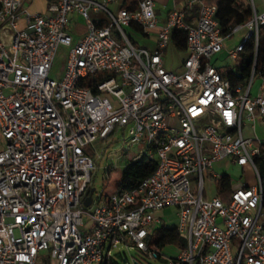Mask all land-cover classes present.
Masks as SVG:
<instances>
[{"label": "built area", "instance_id": "2783aa9c", "mask_svg": "<svg viewBox=\"0 0 264 264\" xmlns=\"http://www.w3.org/2000/svg\"><path fill=\"white\" fill-rule=\"evenodd\" d=\"M31 3L0 0V264H103L120 246L166 264H264V92L251 94L254 67L232 87L214 65L239 30L227 58L238 65L247 42L256 52L264 0H247L249 20L226 35L203 0H185L163 22L153 0L134 11L113 10L118 0H46L33 13ZM73 15L85 26L76 39ZM132 27L155 47L136 46ZM173 30L185 33L176 71L165 67ZM61 48L65 68L51 78ZM118 133L138 150L130 160H155V169L132 191H94L85 207L93 151ZM223 162L255 181H240L227 203L204 192V172L214 184ZM166 208L185 243L174 257L150 246Z\"/></svg>", "mask_w": 264, "mask_h": 264}, {"label": "rangeland", "instance_id": "374dc122", "mask_svg": "<svg viewBox=\"0 0 264 264\" xmlns=\"http://www.w3.org/2000/svg\"><path fill=\"white\" fill-rule=\"evenodd\" d=\"M247 3V0H242ZM46 6V0H32L30 5V11L33 13H42ZM91 18H99L107 20L104 14H90ZM131 29L134 35L131 36L132 40L136 44H143L142 37L139 32L133 28H127L126 30ZM70 33L81 35L85 32V26L81 19L77 16L70 17ZM246 35V30H239L237 32L231 33L227 36L224 41V51L217 55L214 58V65L220 69L221 72H226L228 70H233L237 72L236 61H233L227 58V52L232 51L237 45H239ZM175 57H172L167 67L169 70L176 71L179 67V63L185 58L186 53L179 52L175 54ZM65 68V49H60L51 73V78H58ZM238 73V72H237ZM264 83L259 76H254V81L252 85V91H256L257 88L264 89ZM126 138V133L124 137L118 133L113 137V141L99 145L93 151V157L95 160V170L91 173L92 180V189H94L95 194L104 190L105 193H111L114 190L115 185L120 181V176L124 164L130 160L131 157L135 156L138 150L135 147H132ZM5 147V140L0 135V151ZM99 156V158H98ZM108 169V170H106ZM109 171V174L106 172ZM215 171L218 174L226 172L233 181V186L238 184L240 181H247L250 184H254L253 174L249 169L247 172L242 174L241 170L232 166V167H215ZM204 192L205 198L210 199L215 195V187L213 181L207 175V172H204ZM196 175H190L189 180H194ZM94 194V196H95ZM176 211L173 208H166L161 211L160 225L164 224L167 227H175L177 224V217L175 215ZM151 241L153 242L155 238V233H151ZM152 245V243H151ZM150 245V246H151ZM153 248V246H152ZM164 255L168 257H174L178 250L172 247H166L164 249ZM114 257L116 258L119 264H166L162 259H148L144 255L135 251L132 248H126L120 246L113 252ZM48 257H43L42 263H47Z\"/></svg>", "mask_w": 264, "mask_h": 264}, {"label": "trees", "instance_id": "16d2710c", "mask_svg": "<svg viewBox=\"0 0 264 264\" xmlns=\"http://www.w3.org/2000/svg\"><path fill=\"white\" fill-rule=\"evenodd\" d=\"M207 5H214L217 8L215 19L222 32L226 35L229 27L245 23L250 18V9L242 0H203ZM122 8L134 11L137 8V0H123ZM130 38V37H129ZM131 39V38H130ZM134 43V42H133ZM135 44V43H134ZM171 46L178 52L185 50V33L180 30H173L171 33ZM254 67V76L264 79V26L259 30L258 46L254 52L252 42L244 45V50L240 53V63L235 66L237 72L228 70L225 76L230 81L232 87L243 84L250 77L251 70ZM156 166L155 160H148L141 157L137 160H129L124 164L121 172L120 181L115 185V192H127L134 190L139 183L150 176ZM108 170V169H106ZM261 171L264 175V164L261 165ZM110 172L107 171L106 174ZM215 193L224 202L227 203L233 189V181L230 176L223 175L220 179L214 181ZM92 189H88L87 193ZM264 205V201H263ZM155 238L153 248L163 254L166 247L176 248L178 252L185 247L184 240L177 234L175 227H167L164 224L155 229ZM156 259H161V254H157ZM103 264H119L116 259H111Z\"/></svg>", "mask_w": 264, "mask_h": 264}, {"label": "crops", "instance_id": "0c3cea01", "mask_svg": "<svg viewBox=\"0 0 264 264\" xmlns=\"http://www.w3.org/2000/svg\"><path fill=\"white\" fill-rule=\"evenodd\" d=\"M122 1L123 0H118V5H115V6H112L111 8L113 9V10H116L117 9V6H119V4L120 3H122ZM154 1V3H155V12H156V16H157V18H158V20L160 21V22H163L164 20H165V17H166V15L173 9V8H177V9H183L184 8V5H185V0H153ZM38 13V12H37ZM74 16V15H73ZM195 18H196V15H195V10L194 11H192V13H190L189 15H188V21H190V22H193V21H195ZM133 28V27H132ZM133 29H135L137 32H139L140 34H141V37H142V42H143V44H141V45H139V44H136L135 43V45L136 46H138V47H144V48H146V49H153L154 47H155V37H154V35H152V36H146V35H144V34H142L140 31H138L136 28H133ZM127 32L129 33V35L131 34V35H134L133 33V31L131 30V29H128L127 30ZM72 34V33H71ZM128 35V36H129ZM72 36L74 37V39H76L77 38V36H78V34H76V33H74V34H72ZM130 38H131V36H129ZM131 41L132 42H134L133 40H132V38H131ZM185 52V51H184ZM176 53H179L178 51H176L175 49H174V47H172V46H170L168 49H167V51H166V59H165V67L167 68L170 64H169V62L171 61L170 59H172V57H175L176 55ZM181 63V62H180ZM180 63H179V66H180ZM168 69V68H167ZM178 69H179V67H178ZM177 69V70H178ZM169 70V69H168ZM172 71V70H171ZM262 80V79H261ZM262 83H264V81L262 80ZM264 85V84H263ZM263 91L264 92V89H260V87L259 88H257L256 89V91H251V94L252 95H256L259 91ZM217 166H219V167H225V168H227V167H232V166H234V167H236V168H238V169H240L241 170V172H242V174L244 173V172H247V169H249V168H244V169H241L240 167H237V166H235V165H231V164H229L228 162H223V163H219V164H217L215 167H217ZM250 170V169H249ZM251 171V170H250ZM252 173V172H251ZM220 175H227L226 174V172H223V173H221ZM229 176V175H228ZM247 182V181H246ZM248 183V182H247ZM239 184H240V182L238 183V184H236L235 186H233V188H237L238 186H239ZM248 185H252V184H250V183H248ZM175 215H176V213H175ZM157 217L160 219V221H162V219H161V212H159L158 214H157ZM177 217V216H176ZM160 224V223H159ZM158 224V225H159ZM157 225V228L159 227ZM166 226V225H165ZM165 253H164V250H163V255H164ZM165 256V255H164ZM176 256V255H175ZM162 260L164 261V259L162 258ZM165 262V261H164Z\"/></svg>", "mask_w": 264, "mask_h": 264}, {"label": "water", "instance_id": "95a60500", "mask_svg": "<svg viewBox=\"0 0 264 264\" xmlns=\"http://www.w3.org/2000/svg\"><path fill=\"white\" fill-rule=\"evenodd\" d=\"M94 193V189H91L90 191H89V195L84 199V201H83V205L85 206V207H88V206H90V204H91V200H92V194Z\"/></svg>", "mask_w": 264, "mask_h": 264}]
</instances>
